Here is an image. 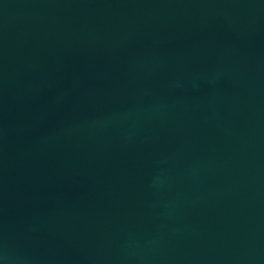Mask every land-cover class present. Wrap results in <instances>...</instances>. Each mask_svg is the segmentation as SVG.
I'll return each mask as SVG.
<instances>
[{
  "label": "water",
  "instance_id": "water-1",
  "mask_svg": "<svg viewBox=\"0 0 264 264\" xmlns=\"http://www.w3.org/2000/svg\"><path fill=\"white\" fill-rule=\"evenodd\" d=\"M0 264H264V0H0Z\"/></svg>",
  "mask_w": 264,
  "mask_h": 264
}]
</instances>
